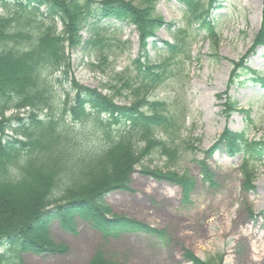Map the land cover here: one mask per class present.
I'll return each mask as SVG.
<instances>
[{
    "label": "rangeland",
    "instance_id": "1",
    "mask_svg": "<svg viewBox=\"0 0 264 264\" xmlns=\"http://www.w3.org/2000/svg\"><path fill=\"white\" fill-rule=\"evenodd\" d=\"M203 1L205 5L208 3ZM183 8L180 0L158 1L155 14L176 26L171 30L160 29L155 41H174V30L180 25L186 26ZM212 8L221 36L218 50L213 48L205 31L196 30V26L191 33L196 39L194 58L189 62L182 56L169 55L161 44L158 49L151 48L153 40H147L154 61L172 59L166 67L163 82L151 97L167 101L174 112L179 95L187 117L184 135L192 132L188 138L201 136L200 147L203 149L211 146L225 127L246 130L250 138L264 137V86L252 81L250 72L242 75L238 84L229 89L237 107L250 110L249 114L235 112L226 120L222 115L223 100L217 97L227 89L233 61L248 57L249 67L264 76V48L259 47L255 54L247 56L262 27L264 0H215ZM90 27L82 30L84 43L105 38L110 46L99 48L86 43L67 50L70 57L68 78L74 77L73 80L81 85L107 94L116 104L128 105L132 99L131 90L123 88V82L138 83L141 79L133 63L141 52L139 27L134 23L115 22L106 24V30ZM58 28H63L61 23ZM56 75L53 83L56 95L52 104L54 111L60 114L63 93L70 90L71 84L63 72ZM22 111H9L5 117L15 119L30 112ZM11 123L15 124V120ZM74 129L81 138L79 141L91 144L88 147L101 145V136L92 124L79 123ZM181 152L182 160L175 164L179 175H189V181L194 180L196 184L189 203L181 202L179 187L156 181L139 171L132 176L130 190H115L104 197L105 204L115 215L136 219L164 232L161 241L150 234H120L105 239L102 233L79 218L75 219L77 232L70 233L54 219L49 225V234L56 250L40 255L24 253L22 264H90L98 251L109 262L118 264H190L184 258L185 250L202 260L221 254L223 264H264V216H261V213L264 215V161L256 163V189L245 191L239 156L232 158L217 152L209 160L218 182V186L211 187L202 181L194 163V159L202 158L203 153L193 154L183 149ZM165 161L166 158L158 154L142 162L152 170L169 171ZM251 210L257 214L256 219L249 217ZM165 239L168 243H163Z\"/></svg>",
    "mask_w": 264,
    "mask_h": 264
},
{
    "label": "trees",
    "instance_id": "2",
    "mask_svg": "<svg viewBox=\"0 0 264 264\" xmlns=\"http://www.w3.org/2000/svg\"><path fill=\"white\" fill-rule=\"evenodd\" d=\"M156 2L0 0L4 9L0 12V243L3 250L0 264H16L25 252L55 251L49 234V221L54 217L66 229L74 230V219L79 216L106 233L118 228L120 223L126 230L153 232L144 224L113 216L103 198L110 191L127 189L134 165L146 157L160 153L172 163L175 161L176 157L165 142L157 139L155 132L159 128L168 133L173 128L172 133L175 132L178 116L170 113L166 102L150 100L147 96L162 79L163 65H152L147 60L148 54L147 62L136 60L137 70L145 80L139 84L123 83L124 88L131 90L133 99L129 106L117 105L97 89L75 80L64 95L63 115H56L52 101L56 95L54 74L61 71L68 79L66 49L81 43L80 31L90 19L97 15L130 20L139 25L144 42L164 24L155 16ZM198 4L199 0H189L187 4L188 11L196 18L200 12ZM42 6L46 12L41 10ZM57 22L63 24L60 32ZM208 28L214 36V28ZM178 39L182 46L169 44L171 50H182L188 45L187 41ZM95 42L91 43L96 45ZM257 43H264L263 32L258 35ZM239 66L241 63H236L233 78L238 76ZM231 104H227L229 109ZM26 109L30 110L26 119L15 117L17 126L5 117L10 110ZM45 110L46 114L39 113ZM168 111L170 115H166ZM121 121L129 125L116 135L112 125ZM75 123L92 124L103 138L101 145L88 147L90 143L79 141L81 138L74 133ZM6 130L12 136L6 135ZM227 133L223 137L235 151L251 152L245 157L242 171L248 186H252L256 178L254 165L262 155L264 144L249 143L245 133ZM144 168L148 170L147 166ZM168 175L170 180L180 182L174 172ZM183 184L188 188L187 183ZM50 206L56 209L49 211ZM185 252L192 264H223L221 254L201 260L192 252ZM90 264L118 263L109 262L98 253Z\"/></svg>",
    "mask_w": 264,
    "mask_h": 264
}]
</instances>
